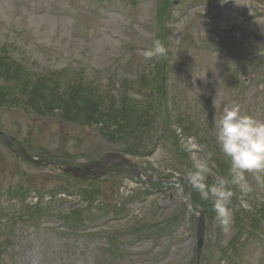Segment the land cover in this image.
I'll return each mask as SVG.
<instances>
[{"label": "rangeland", "instance_id": "rangeland-1", "mask_svg": "<svg viewBox=\"0 0 264 264\" xmlns=\"http://www.w3.org/2000/svg\"><path fill=\"white\" fill-rule=\"evenodd\" d=\"M249 1L0 0V46L36 72H82L91 82L109 87L117 99L126 89L124 80L146 78L142 94L137 89L127 93L157 102L165 64L170 121L188 126L182 137L196 136L195 142L205 146L197 158L211 168L207 183L212 184L230 178L228 159L216 144L214 117L235 102L245 114L264 120V0ZM156 39L167 55L145 61L138 53ZM153 64H162L160 70ZM0 130L34 157L60 158L76 166L125 149L94 127L22 109L0 107ZM164 131L178 138L179 147L166 135L161 138L156 122L148 147L153 155L135 160L148 176L165 183L159 187L131 171L75 180L57 169L16 159L0 138V264H196L198 219L181 196L190 198L194 191L184 178L189 163L181 136L173 127ZM219 155L225 170L217 174L213 159ZM247 178L251 193L230 186L234 194L228 230L215 213L206 218V260L200 264H224L217 251L234 235V197L243 217L253 212L250 218L257 220L253 237L241 245L238 263L264 264V189ZM231 258L236 262L235 255Z\"/></svg>", "mask_w": 264, "mask_h": 264}, {"label": "trees", "instance_id": "trees-1", "mask_svg": "<svg viewBox=\"0 0 264 264\" xmlns=\"http://www.w3.org/2000/svg\"><path fill=\"white\" fill-rule=\"evenodd\" d=\"M8 54L7 49L0 46L1 108L22 109L43 118H59L81 127H95L103 138L115 144L125 145V153L135 157L144 156L146 153V156L152 155L148 147L151 146L154 138L157 117H165L167 120L163 119V127L167 126L170 130L173 127L172 124H177L174 120L175 123L170 121L172 117L168 109L169 96L168 93L165 98L162 96V87L159 88L157 102L153 99L150 102L137 100L128 95L127 92H131V89H137L138 93L142 94L148 86L146 78L138 82L125 80L126 89L122 97L117 99L111 95L109 87L91 82L84 77L83 73L69 76L67 70L58 73L47 69L44 72H36L30 66L20 64ZM172 71L173 68L170 69V72ZM159 104H163V110ZM180 127L182 131L188 133V126L181 125ZM166 138L177 147L176 137L166 135ZM184 157L191 169L192 161ZM55 160L69 162L63 159ZM214 162L217 174L220 169L225 170L223 166L225 162L223 158L221 159V155L215 156ZM237 199L234 197V238L226 248L219 252L227 264L230 260L231 264H235L233 258L231 259L232 255H235L237 261L240 262L238 256L242 254V242H247L253 237L251 233L255 232L257 222L255 218H250L253 212L243 217ZM191 201L202 207L205 214L211 213V201L202 200L195 190L191 194ZM244 233L245 239L242 242H236L235 240Z\"/></svg>", "mask_w": 264, "mask_h": 264}, {"label": "clouds", "instance_id": "clouds-1", "mask_svg": "<svg viewBox=\"0 0 264 264\" xmlns=\"http://www.w3.org/2000/svg\"><path fill=\"white\" fill-rule=\"evenodd\" d=\"M145 61L165 57L167 49L161 40L138 53ZM214 108L216 107L213 102ZM177 135L181 136L180 147L191 154L192 168L185 171L184 178L192 189L197 191L202 200H210L215 218L219 225L228 230L231 222L229 205L233 191L237 187L242 193L254 191L247 176L250 175L256 187L264 189V120L242 112L241 105L233 102L226 104L221 114L214 117L216 144L224 157L228 159V177L207 183L212 170L204 159L197 158V153L204 151V145L195 142L193 137H182V129L173 125Z\"/></svg>", "mask_w": 264, "mask_h": 264}, {"label": "water", "instance_id": "water-1", "mask_svg": "<svg viewBox=\"0 0 264 264\" xmlns=\"http://www.w3.org/2000/svg\"><path fill=\"white\" fill-rule=\"evenodd\" d=\"M0 136L3 137L4 142L16 154V156L18 158L25 157L30 162H33V163H36V164L53 165L51 163H43V162L40 163V161L38 162V160H36V159L30 157L29 155H27L20 147L18 148V150H15L13 148L14 147L13 143L15 142V140L13 138L7 136L3 132H0ZM110 158H115V159L117 158L118 160H120L121 164H123L125 166H129L130 165V161L127 158H125V157L109 155L106 161H108V159H110ZM106 161L103 162V163H100L98 165H95V166H90V167L85 168V169L72 168V167H69V166H66V165H63V164H55V165L63 167L66 173H72L74 176L79 177L80 173H82V172L90 173L91 169H95V170H98V171L106 169V167H105L106 166ZM199 225L200 226H199V244H198V247H199V252H200L201 248L203 246V234H204V218H203V214H202L201 218L199 219Z\"/></svg>", "mask_w": 264, "mask_h": 264}]
</instances>
